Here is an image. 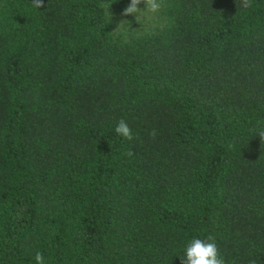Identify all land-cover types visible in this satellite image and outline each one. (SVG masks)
Wrapping results in <instances>:
<instances>
[{
    "label": "trees",
    "instance_id": "16d2710c",
    "mask_svg": "<svg viewBox=\"0 0 264 264\" xmlns=\"http://www.w3.org/2000/svg\"><path fill=\"white\" fill-rule=\"evenodd\" d=\"M129 4L0 0V264H264V0Z\"/></svg>",
    "mask_w": 264,
    "mask_h": 264
},
{
    "label": "clouds",
    "instance_id": "9594fccd",
    "mask_svg": "<svg viewBox=\"0 0 264 264\" xmlns=\"http://www.w3.org/2000/svg\"><path fill=\"white\" fill-rule=\"evenodd\" d=\"M32 2L36 8H41L44 5V0H32ZM141 4L145 5L143 9L139 7ZM162 6L163 0H130V4L123 9L122 14L124 16H134L137 21L142 13L157 14ZM252 6V0H241V7L251 8ZM115 132L128 141L134 139L132 130L124 119L119 120ZM150 135L154 138L156 131L153 129ZM259 136L261 140H264V133H260ZM34 259L36 264H44L42 253L37 252ZM181 259L182 264H225L215 243V238L211 235L206 239L194 238L191 240L185 249V255Z\"/></svg>",
    "mask_w": 264,
    "mask_h": 264
}]
</instances>
